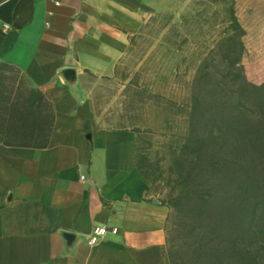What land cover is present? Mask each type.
I'll use <instances>...</instances> for the list:
<instances>
[{"label": "crops", "instance_id": "1", "mask_svg": "<svg viewBox=\"0 0 264 264\" xmlns=\"http://www.w3.org/2000/svg\"><path fill=\"white\" fill-rule=\"evenodd\" d=\"M166 1L0 0V264H165L135 134L99 126L82 85Z\"/></svg>", "mask_w": 264, "mask_h": 264}, {"label": "trees", "instance_id": "2", "mask_svg": "<svg viewBox=\"0 0 264 264\" xmlns=\"http://www.w3.org/2000/svg\"><path fill=\"white\" fill-rule=\"evenodd\" d=\"M200 3L163 24L167 36L175 30L180 38L176 48L194 45L180 59L191 73L184 100L166 99L182 121L167 142L168 165H154L138 135L135 164L145 181L167 187L160 199L167 208L165 264H264V79L245 74V29L234 0ZM219 13L221 30L206 36L204 26ZM179 27L187 34L176 33Z\"/></svg>", "mask_w": 264, "mask_h": 264}, {"label": "rangeland", "instance_id": "3", "mask_svg": "<svg viewBox=\"0 0 264 264\" xmlns=\"http://www.w3.org/2000/svg\"><path fill=\"white\" fill-rule=\"evenodd\" d=\"M200 1L167 0L164 9L153 12L143 23L114 74L86 79L82 85L97 124L132 130L135 139L138 135V141L145 146L149 159L163 169L169 162L170 134L182 127L180 116L168 109L166 99L177 103L184 100L191 73L184 72L180 59L182 55L189 57L194 47L188 41L183 44V50L176 48L174 40L180 38L175 37V30L167 36L168 26L163 27V24L179 22L191 7L198 9ZM234 2L237 18L245 29L242 37L244 71L249 80L260 82L264 79V0ZM222 17L220 13L211 16L203 33L209 36L221 30ZM191 24V34L197 38L199 29L193 26L194 22ZM176 33L186 35L187 31L179 27ZM150 185L154 196L160 200L167 191L163 180Z\"/></svg>", "mask_w": 264, "mask_h": 264}, {"label": "built area", "instance_id": "4", "mask_svg": "<svg viewBox=\"0 0 264 264\" xmlns=\"http://www.w3.org/2000/svg\"><path fill=\"white\" fill-rule=\"evenodd\" d=\"M81 177L83 178V176H81ZM105 231H106V229H105V227H103V226H102V227H95V228L93 229V231H92V236L90 237L89 242H90V243L95 242L96 237H97L98 235H102V234H104ZM112 231L115 232L116 229L113 228Z\"/></svg>", "mask_w": 264, "mask_h": 264}, {"label": "water", "instance_id": "5", "mask_svg": "<svg viewBox=\"0 0 264 264\" xmlns=\"http://www.w3.org/2000/svg\"><path fill=\"white\" fill-rule=\"evenodd\" d=\"M63 73L64 74H67V73H72L73 74V70L72 69H65L64 71H63ZM70 235V233H66V236H69Z\"/></svg>", "mask_w": 264, "mask_h": 264}]
</instances>
